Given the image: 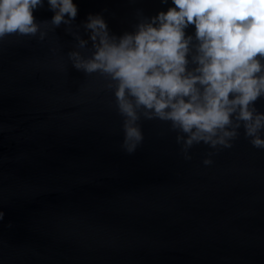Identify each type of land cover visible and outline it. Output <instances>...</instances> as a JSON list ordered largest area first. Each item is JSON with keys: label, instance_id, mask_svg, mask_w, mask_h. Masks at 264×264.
<instances>
[{"label": "water", "instance_id": "water-1", "mask_svg": "<svg viewBox=\"0 0 264 264\" xmlns=\"http://www.w3.org/2000/svg\"><path fill=\"white\" fill-rule=\"evenodd\" d=\"M73 2L87 49L64 24L0 40V264H264V149L243 126L231 148L201 142L188 160L170 122L141 117L129 154L110 79L68 58L91 54L89 14L120 37L172 0ZM33 15L54 12L43 0Z\"/></svg>", "mask_w": 264, "mask_h": 264}, {"label": "clouds", "instance_id": "clouds-1", "mask_svg": "<svg viewBox=\"0 0 264 264\" xmlns=\"http://www.w3.org/2000/svg\"><path fill=\"white\" fill-rule=\"evenodd\" d=\"M172 3L120 37L110 35L101 15L89 14L83 27L90 32L91 54L68 53L77 70L110 79L107 87L114 88L124 118L122 147L132 154L142 143L143 117L170 122L188 160V150L201 142L231 148L241 126L253 147L264 149V113L255 107L264 97V0ZM48 4L54 12L51 21L37 23L33 12L43 7V0H0V40L37 33L43 40L47 33L40 31L41 24H64L76 47L87 49L88 41L71 31L78 13L73 0ZM189 26L195 27V37L186 35ZM190 63L195 67L189 68ZM3 216L0 211V220Z\"/></svg>", "mask_w": 264, "mask_h": 264}]
</instances>
